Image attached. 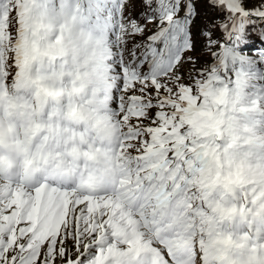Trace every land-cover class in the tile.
I'll return each mask as SVG.
<instances>
[{
  "label": "snow or ice",
  "instance_id": "snow-or-ice-1",
  "mask_svg": "<svg viewBox=\"0 0 264 264\" xmlns=\"http://www.w3.org/2000/svg\"><path fill=\"white\" fill-rule=\"evenodd\" d=\"M5 105L60 179L57 120L85 147L107 140L109 185L144 226L179 210L183 264H237L245 232L264 243V0H0ZM54 192L0 218V264H156L148 233L119 235L102 204L65 192L71 215L57 223Z\"/></svg>",
  "mask_w": 264,
  "mask_h": 264
},
{
  "label": "rangeland",
  "instance_id": "rangeland-1",
  "mask_svg": "<svg viewBox=\"0 0 264 264\" xmlns=\"http://www.w3.org/2000/svg\"><path fill=\"white\" fill-rule=\"evenodd\" d=\"M6 107H7V105H5L2 115L5 118L7 127L10 129L13 126H15V122H16V119L17 118L12 117V115L14 113H8ZM9 129H7L5 131L7 134H9ZM19 147H25V146H23V144H21ZM3 186L4 185H1V181H0V190L3 189ZM13 191H15V190H12V192ZM49 194H52V193H49ZM56 194L49 195V196H51L49 198V200H45L46 206L51 202V199H53L56 196ZM72 194H74L75 197L80 202H83L84 200H88L90 207H93V208H96L97 205L102 204L101 200L104 201V202L106 200H108V197H101V198H98V199H91L90 197L81 196L80 194H77V192L76 193L74 192ZM113 195L115 197H117L119 194L117 192H114ZM121 201H122L123 204H125V205L127 204L126 201H123V200H121ZM62 203L63 202H61L59 205H61ZM13 204L16 205L15 208L12 207ZM28 205H29V198L22 201L20 199V197H17V195L14 196L10 201L9 200L8 201L7 200L6 201H0V218L4 219V221L6 220L5 219L6 218V215H4L3 213H4V210H7V209H11V210L16 209V212H17L16 215L17 216L15 217V220H17L19 218H24L23 217V213L25 211H27ZM63 205H62V209H61L60 214L56 218V222L57 223L60 222V221H62L63 220V216L65 214H68L69 211H70L69 216L71 215V211H72L71 207H70V210L67 209V208H69L70 205H68V206H63ZM115 209H116V206H114V208H112V206H110V208L107 209V211L109 213V219L112 220L114 226L116 227V232L117 233H120V230H118V228L120 226L119 219L123 218V221H124L125 220V217L123 215H121V216H119V218H117V216H116L117 214H116ZM128 209H131L133 211H137V208H133V207H130V206H128ZM139 211L140 210L138 208V212ZM172 211L175 213V215L178 216V213H177V209L176 208H173ZM179 217H176V224L180 223ZM11 222H12V220H9V222L8 223L6 222L5 224L7 225V224H10ZM69 225H71V220L70 219H69ZM145 231H146L145 233L150 232V230L147 228V226H145ZM175 233L176 232H174V234ZM247 236H248V234L245 232L244 233V239L241 241V246L240 247L242 248V250H244L245 252H247L248 255L252 258V264H264V243H258L256 241L255 236H253L251 240L247 239ZM41 242H43V239H41ZM187 247H188V250L191 251V243H190V240H189V242H188V244H187L186 247L185 246H181L180 248H177V249H181L184 252H186L187 251ZM173 250H176V247Z\"/></svg>",
  "mask_w": 264,
  "mask_h": 264
},
{
  "label": "bare ground",
  "instance_id": "bare-ground-1",
  "mask_svg": "<svg viewBox=\"0 0 264 264\" xmlns=\"http://www.w3.org/2000/svg\"><path fill=\"white\" fill-rule=\"evenodd\" d=\"M61 139H64V137L62 136L60 139H58V140H56V142L57 141H59V140H61ZM51 142V141H50ZM55 142V143H56ZM38 147H39V145H38ZM93 148V147H92ZM91 148V150L94 152V153H96L95 152V148H93L92 149ZM101 148H103V149H105L106 151V153L109 155V154H111V152H112V147H110V144H109V142L107 141V140H105V143L103 144V145H101ZM97 154V153H96ZM98 154H100V153H98ZM113 174V173H112ZM113 175H115V174H113ZM72 181H74V183L76 182V180L74 179V180H72ZM25 188L29 191L30 190V188L28 187V186H25ZM32 193L33 192H30L29 193V196H31L32 195ZM63 200H66V196L63 198ZM57 201H59V200H57ZM12 211V210H11ZM163 235V234H162ZM243 257L245 258V259H249L246 255H243Z\"/></svg>",
  "mask_w": 264,
  "mask_h": 264
}]
</instances>
